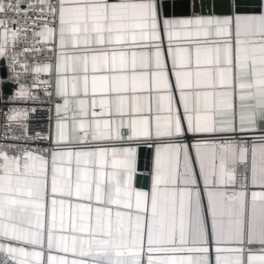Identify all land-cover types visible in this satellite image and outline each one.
Segmentation results:
<instances>
[{"label":"snow or ice","instance_id":"obj_1","mask_svg":"<svg viewBox=\"0 0 264 264\" xmlns=\"http://www.w3.org/2000/svg\"><path fill=\"white\" fill-rule=\"evenodd\" d=\"M0 264H264V0H0Z\"/></svg>","mask_w":264,"mask_h":264}]
</instances>
